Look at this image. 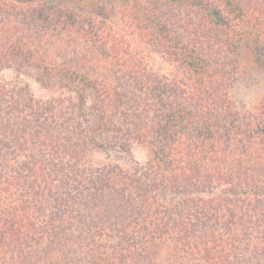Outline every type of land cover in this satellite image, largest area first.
<instances>
[{
  "label": "trees",
  "instance_id": "16d2710c",
  "mask_svg": "<svg viewBox=\"0 0 264 264\" xmlns=\"http://www.w3.org/2000/svg\"><path fill=\"white\" fill-rule=\"evenodd\" d=\"M53 1L0 0L19 23L0 26V71L58 93L0 80V264H264V96L232 98L264 0ZM132 143L140 172L84 166Z\"/></svg>",
  "mask_w": 264,
  "mask_h": 264
},
{
  "label": "rangeland",
  "instance_id": "374dc122",
  "mask_svg": "<svg viewBox=\"0 0 264 264\" xmlns=\"http://www.w3.org/2000/svg\"><path fill=\"white\" fill-rule=\"evenodd\" d=\"M142 1L145 2L148 0ZM167 1L172 2L173 0ZM210 1L216 2L218 7H222L224 2V0ZM107 2L109 3V0ZM44 6L49 8L52 6V4H44ZM113 7L114 5L112 4H106L103 13H105L106 15L116 14L114 19L118 20L120 16L119 11H117V9L113 10ZM5 9L6 7L0 8V10H2L0 11V26L4 25L7 22L12 25L19 24L15 22V20L17 19H15L14 16H12L11 14H7L6 11V13L3 12V10ZM180 13H182V11L178 8H174V6L172 5L169 7L167 6V8L164 10V14L167 16V18L176 17L175 15ZM188 16L191 17V13H188ZM194 16L195 15H193V17ZM42 25L43 24H41V26ZM30 29H32L33 33H36L37 35H41L45 32L44 27L40 26H35L33 28L30 27ZM70 42L72 48H74L76 44L75 40L73 39ZM78 44L82 43L78 41ZM257 46L261 47L263 51V53L259 57L254 54V50ZM242 52L244 73L238 78L234 85V88L232 90V98L238 105L252 107L264 96V39H260V41L256 43V36L246 37L243 41ZM146 60L150 70L158 73L159 75L170 74L174 70V68L159 55H150L147 57ZM16 68L1 70L0 80L8 82L10 83V85L17 84L25 89L28 88L27 91L31 93L36 100L41 101L45 104H49L52 99L57 98L58 93H56V91L46 90L42 86L41 82H43L44 79L40 71L33 70L30 68H23L21 70ZM62 94L67 98V100L73 103L77 102V98L75 97V95H70L66 92H63ZM92 121L95 122V119L92 118ZM98 141V143L103 144V141ZM88 152L89 153L87 155V159L85 161L84 166L90 165L93 166L95 169H98L99 171L105 168L116 171L117 167H119L122 168L124 171L128 172L129 174L134 171L140 172L144 164L147 162L148 158L147 150L137 143H132L127 148V150H124L121 147L111 148L107 146L91 145Z\"/></svg>",
  "mask_w": 264,
  "mask_h": 264
}]
</instances>
